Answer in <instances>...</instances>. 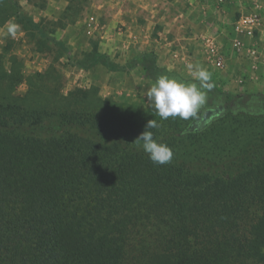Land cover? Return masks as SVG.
Listing matches in <instances>:
<instances>
[{"label":"trees","instance_id":"obj_1","mask_svg":"<svg viewBox=\"0 0 264 264\" xmlns=\"http://www.w3.org/2000/svg\"><path fill=\"white\" fill-rule=\"evenodd\" d=\"M20 108L0 101V264H264V160L191 175L132 150L146 123L110 104L64 115L110 142L18 135Z\"/></svg>","mask_w":264,"mask_h":264},{"label":"rangeland","instance_id":"obj_2","mask_svg":"<svg viewBox=\"0 0 264 264\" xmlns=\"http://www.w3.org/2000/svg\"><path fill=\"white\" fill-rule=\"evenodd\" d=\"M108 1L0 0V101L19 104L25 116V123L13 124L12 131L46 139L70 131L107 142L106 135L69 122L64 115L72 108L89 109L91 104L104 108L110 104L119 113L140 116L143 123L154 119L165 125L162 134L154 138L172 149L174 155L168 164L181 165L191 175L236 178L247 166L263 161L264 61L253 66L249 58L232 50L228 39V64L217 68L206 57L202 35L208 31L200 33V26L193 32L195 28L189 25L191 38L182 40L184 45L179 47L183 46L184 52L178 60L170 50L173 40L161 53L150 47L141 52L136 49L139 42L126 50L118 41L120 44L116 48L113 44L110 50V41L85 31V20L93 13L102 24H108L104 19ZM242 1L243 6L260 4L264 15V0ZM152 2L153 11H137V17L141 21L148 16L155 20L165 16L164 21L154 24L168 38L176 32L170 26L176 28V23H168L169 18H176V0ZM103 3L107 4L104 15L97 11L98 4ZM13 24L18 26L14 37L8 32ZM216 26L209 23L207 28L215 29V33L219 30ZM254 42L264 56V27L256 32ZM188 63L211 72L214 87L205 90L206 102L187 120H162L146 94L161 76L199 85L187 69ZM135 139L131 137L128 146L147 154ZM165 225L162 228L166 232Z\"/></svg>","mask_w":264,"mask_h":264},{"label":"crops","instance_id":"obj_3","mask_svg":"<svg viewBox=\"0 0 264 264\" xmlns=\"http://www.w3.org/2000/svg\"><path fill=\"white\" fill-rule=\"evenodd\" d=\"M238 1L242 3L241 6ZM107 3L108 14L104 19L108 24H102L97 14L93 13V15H90V17L85 20V23H87V27H85L86 33L95 35L101 39H106L108 42L110 41V50L113 49V44L115 48L120 44L118 41L122 42L121 45L126 47V50L128 48H134L139 42V47L136 49H140L141 52L146 47H150L154 48L158 53H161L166 52L169 44H171V40H173L174 47L170 50L176 55V60H178L180 56L182 57L181 54L184 52L183 46L179 47L184 45L182 40L185 37L191 36L188 34L192 31L189 30V26L195 28L193 32H197L196 27L199 29L200 26H202L200 33H203L206 31L214 32L215 29L207 28L209 23L218 25L216 26L219 27L217 28L219 29L218 32L224 33L222 43H224L223 46L227 52L228 46L225 47V42H227L228 39L230 41V32L232 31L233 22L236 20L237 12L240 10H242L241 13L247 12L252 8L246 4L243 6L244 2L242 0H227L221 9L216 7L215 0H176V18L168 19V23L172 21L176 23V28H174V25H170L173 29H176V32L173 31L172 34L167 35V37L170 38L168 40V38H165V31H162L154 24L156 21L158 23L164 21L165 16L157 20L152 16H148L141 21L137 17V11H143L147 8L153 11L154 6L153 2L151 4V0H109ZM98 5L99 9H97V11L104 15L106 10H104L103 7L107 4L103 3ZM220 21H222V23L228 22V25L222 23L219 25ZM186 25L187 29L185 31L184 28ZM150 29L154 30L152 31ZM155 29H157L156 32ZM195 35L197 37L198 33H195ZM185 44L187 46L189 41H186Z\"/></svg>","mask_w":264,"mask_h":264},{"label":"clouds","instance_id":"obj_4","mask_svg":"<svg viewBox=\"0 0 264 264\" xmlns=\"http://www.w3.org/2000/svg\"><path fill=\"white\" fill-rule=\"evenodd\" d=\"M17 28V25H10L9 34L14 37ZM186 67L195 80L199 81V85L161 76L146 94V98L162 120H167L169 117L187 120L206 102L207 92L205 90L211 91L214 87L212 73L206 68L192 63H188ZM159 127L160 124L156 120L149 119L135 142L148 154L154 164L164 165L171 162L174 153L168 145L158 142L153 132L149 130Z\"/></svg>","mask_w":264,"mask_h":264},{"label":"built area","instance_id":"obj_5","mask_svg":"<svg viewBox=\"0 0 264 264\" xmlns=\"http://www.w3.org/2000/svg\"><path fill=\"white\" fill-rule=\"evenodd\" d=\"M226 1L215 0L216 7L221 9ZM262 27H264V15L260 4H256L236 18L230 32L232 33L230 38L232 50L243 58H249L253 66L264 61V56L261 55L258 45L254 42L256 32ZM223 35V32L218 31L202 35L206 57L217 68H225L228 64L224 43H222Z\"/></svg>","mask_w":264,"mask_h":264}]
</instances>
